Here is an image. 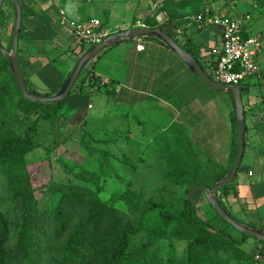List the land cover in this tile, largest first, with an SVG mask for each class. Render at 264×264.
I'll list each match as a JSON object with an SVG mask.
<instances>
[{
	"label": "crops",
	"instance_id": "0c3cea01",
	"mask_svg": "<svg viewBox=\"0 0 264 264\" xmlns=\"http://www.w3.org/2000/svg\"><path fill=\"white\" fill-rule=\"evenodd\" d=\"M169 1L180 2L19 0L24 27L23 37L19 41V59L28 86L38 94H55L86 52L84 48L93 47L82 44L76 38L63 20L62 13L69 21L77 23L99 20L112 35L137 27L154 29L153 26L165 25V32L188 48L207 67L209 51L219 44L220 32L192 20L197 16L185 17L184 11H177L172 5L166 7ZM222 10L224 8L217 3L205 0V13L222 14ZM171 19L175 21L172 24L168 23ZM252 26L255 27V20L251 17L247 23L249 36H252ZM139 43L145 47L142 52L137 50ZM92 80L99 82L100 86L94 85ZM40 86L45 88L41 89ZM246 91L243 161L226 195H220L225 208L238 222L264 232V100L253 95L248 88ZM72 93L78 96L71 99L65 113H74L83 120L81 125L90 124L96 129L102 122H111L115 118H138L141 128L145 126V133L159 132L161 150L173 146L169 138L161 135L174 131L185 138L182 150H187L193 158L191 164L211 172H228V166L233 165L237 138L235 110L230 111L227 106L224 111L223 105L219 107L215 102L214 90L201 82L177 55L156 40L137 39L105 51L87 66ZM87 101L90 103L86 104ZM92 102L97 103L98 107L95 117L89 118L87 113L80 115L79 109L86 105L87 111L95 110ZM183 116L196 119L200 126L196 127L195 122L189 119L182 125L183 120L180 119ZM139 122H134V126L140 127ZM116 131L119 130L108 129L105 134L112 137ZM132 131L138 132L137 128ZM191 132L195 133V139L198 136L196 145L189 141ZM149 139L152 141L154 137ZM104 144L111 146V149L116 146L112 138ZM175 149L179 150L180 147L175 146ZM201 192V186L189 189L193 204L198 205ZM204 199L209 205L205 196ZM261 247L258 243L257 248Z\"/></svg>",
	"mask_w": 264,
	"mask_h": 264
},
{
	"label": "trees",
	"instance_id": "16d2710c",
	"mask_svg": "<svg viewBox=\"0 0 264 264\" xmlns=\"http://www.w3.org/2000/svg\"><path fill=\"white\" fill-rule=\"evenodd\" d=\"M9 5L12 6L11 3ZM170 5L177 11H184L185 17L205 14V0H180L179 3L169 1L166 7ZM174 22L171 19L168 23ZM165 27L153 26L154 29L161 28L164 31ZM23 32L22 25L20 39ZM147 40L155 41L150 38ZM183 48L194 56L188 48ZM0 59L4 67L10 70L1 51ZM10 76L26 111L42 110L44 113L40 114L24 137L14 136L0 142V177L4 182L7 181L10 190L7 202L2 206H7V209L2 210L0 207V264H231L230 259L234 255H238V263L243 264L244 260H249L250 256L244 253L242 246L250 238L241 234L242 239L238 241L217 229L200 215L197 205L189 198V189L196 185L202 187L201 193L204 196L205 189H212L229 173L232 165L228 172L205 171L191 164L194 160L187 150L173 155L175 163H180L178 159L183 161L180 163L183 164L181 178L173 182L185 194L179 203L181 209H172L174 206L170 204L162 206L145 203L143 196L130 193L124 198L129 208V212L125 213L104 203L86 187L68 185L59 188L61 198L57 207L51 211H42L26 161V156L36 149L32 134L40 121L50 124L59 122L66 106L78 94L71 93L66 101L59 104L30 103L22 96L11 70ZM92 82L100 86L99 82ZM234 119L236 123V115ZM170 148L173 149L172 146ZM236 151L237 138L234 155ZM228 188L221 195H226ZM219 200L223 206L222 199ZM144 235L145 239L142 238ZM174 240L187 242L185 258L178 263L172 259L165 261L154 249L160 241L173 244ZM259 243L264 248V242Z\"/></svg>",
	"mask_w": 264,
	"mask_h": 264
},
{
	"label": "rangeland",
	"instance_id": "374dc122",
	"mask_svg": "<svg viewBox=\"0 0 264 264\" xmlns=\"http://www.w3.org/2000/svg\"><path fill=\"white\" fill-rule=\"evenodd\" d=\"M208 1L217 3L219 7L222 6L223 13L233 15L235 19L240 17L247 20L252 17L255 20V27H251L250 33L253 37L259 36L263 45L258 59L260 75L243 84V103L246 104L247 101L245 96L247 88L253 95L264 100V0ZM14 24V9L9 3H5L0 9V44L6 51L11 49ZM84 49L88 50L89 48L85 47ZM203 67L212 77L208 66ZM39 88L43 89L45 86ZM29 89L33 91L31 86ZM39 93L37 94L45 96L43 93ZM214 94L215 102L219 107L223 105L224 111L227 110V106L230 111L233 109V101L227 92L214 91ZM92 104L95 108L94 111H87L86 105L79 109V114L87 113L89 118L90 116L95 117L98 107L97 103L92 102ZM66 108L60 116L59 122L52 124L44 121L38 122L36 131L32 134L36 149L26 156V161L29 164L28 173L36 192L39 208L42 211L54 210L61 198L59 188L68 185L86 187L104 203L115 206L125 213L129 212V208L125 204L124 198L130 193L143 196L145 203L151 202L162 206L170 204L171 207L174 206L172 209H181L179 203L185 194L184 191L177 189L173 182L179 181L181 178L183 164L180 163L183 161L178 159L180 163H175L173 155L175 152H183L181 150L185 138L174 131L162 134L161 136L164 138H169L174 150L172 148L161 150L158 140L159 132L145 133V126L141 128L138 118H115L114 121L102 122L101 127L93 129L90 124L88 126L81 125L83 120L73 115L74 113H65ZM41 113L44 111H26V106L22 103L11 79L10 70L4 67L0 59V128L2 133L0 142L14 136L24 137ZM187 119L193 120L196 127L200 126L196 119L185 118V116L180 119L183 120L182 125ZM134 122H139L140 127H135ZM113 128L119 130L114 133V136L110 137L105 134V130ZM135 128L138 132L132 131ZM183 128L187 127L183 126ZM149 137H154V140L151 141ZM197 137L195 139V133L191 132L190 143L196 145ZM111 138L116 145L112 149L111 146L104 144L109 143ZM105 139L107 141L103 142ZM175 146L180 147V150L175 149ZM231 165L228 166L229 169ZM228 167L226 171H228ZM9 194L7 181L4 182L0 177V207L7 202ZM219 198L222 199V196ZM197 203L198 211L204 219L209 220L217 229L225 231L236 240L242 239V235L237 230L213 212L204 196H201ZM222 203L224 206V202ZM3 209H7V206L2 207ZM142 238L145 239V235ZM174 241L173 244L160 241L156 243L154 249L156 254L165 261L172 259L178 263L185 258L187 242ZM258 243V240L250 238L247 244L242 246L244 253L250 256L248 261H243V264H264V257H262L264 248H257ZM249 244L256 246L251 247ZM237 256L234 255V258L230 259L231 264H242L238 263Z\"/></svg>",
	"mask_w": 264,
	"mask_h": 264
},
{
	"label": "water",
	"instance_id": "95a60500",
	"mask_svg": "<svg viewBox=\"0 0 264 264\" xmlns=\"http://www.w3.org/2000/svg\"><path fill=\"white\" fill-rule=\"evenodd\" d=\"M5 2H9L13 6L15 13V24L11 51H6L1 44L0 51L9 64L11 73L19 86L22 96L30 103L38 105H52L66 101L72 93L75 85L79 81L84 70L91 62L95 61L105 51L114 48L117 45L126 42H132L134 40L142 38H150L161 42L175 55H177L189 68V70L195 76H197L199 80H201V82H203L214 91L229 93L232 96L235 104L237 151L232 168L229 173L221 181L217 182L212 189H205L204 196L214 212L228 225L233 227L243 236L251 239H256L260 242H264L263 231L238 222L233 216H231V214H229V212L225 210L219 200V195L221 194V192L235 180L244 157L246 124L245 108L243 103V87L223 85L214 80L210 75H208L201 63L163 29L137 27L131 30L113 34L108 37L102 44L93 46L92 48L86 50V52L79 59L69 78L63 84V86L52 96L46 97L38 94H33L28 89L19 59V41L21 28L23 25L21 6L19 0H0V9L4 6Z\"/></svg>",
	"mask_w": 264,
	"mask_h": 264
},
{
	"label": "built area",
	"instance_id": "2783aa9c",
	"mask_svg": "<svg viewBox=\"0 0 264 264\" xmlns=\"http://www.w3.org/2000/svg\"><path fill=\"white\" fill-rule=\"evenodd\" d=\"M61 15L76 38L87 46L102 44L112 35L109 30L103 28L99 20L77 23L69 21L64 13ZM192 20L220 32L219 44L209 51L208 68L214 80L223 85L243 87L249 79L259 77L258 59L262 50V42L259 36L248 35L247 23L250 18L235 19L230 14L207 12ZM137 50L144 51V45L139 43Z\"/></svg>",
	"mask_w": 264,
	"mask_h": 264
}]
</instances>
